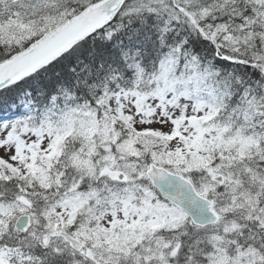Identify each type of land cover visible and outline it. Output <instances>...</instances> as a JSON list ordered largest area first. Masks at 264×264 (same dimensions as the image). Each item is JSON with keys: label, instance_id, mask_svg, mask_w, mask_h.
Returning <instances> with one entry per match:
<instances>
[{"label": "snow or ice", "instance_id": "1", "mask_svg": "<svg viewBox=\"0 0 264 264\" xmlns=\"http://www.w3.org/2000/svg\"><path fill=\"white\" fill-rule=\"evenodd\" d=\"M0 264H264V0H0Z\"/></svg>", "mask_w": 264, "mask_h": 264}]
</instances>
